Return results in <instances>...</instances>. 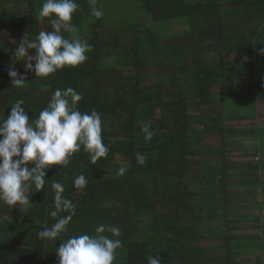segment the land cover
Listing matches in <instances>:
<instances>
[{"label": "trees", "instance_id": "trees-1", "mask_svg": "<svg viewBox=\"0 0 264 264\" xmlns=\"http://www.w3.org/2000/svg\"><path fill=\"white\" fill-rule=\"evenodd\" d=\"M130 1L142 15L128 12ZM43 2L0 0V113L22 100L34 120L57 88L72 87L81 112L101 114L110 150L95 164L81 150L67 167L49 166L27 208L0 202V264H59L61 242L36 235L55 223L52 181L77 204L59 239L117 225L113 264H264V0H98L100 19L77 0L72 24L93 45L89 59L41 79L12 52L25 33L51 31ZM10 64L26 87L12 86ZM80 174L83 190L73 188Z\"/></svg>", "mask_w": 264, "mask_h": 264}, {"label": "clouds", "instance_id": "clouds-1", "mask_svg": "<svg viewBox=\"0 0 264 264\" xmlns=\"http://www.w3.org/2000/svg\"><path fill=\"white\" fill-rule=\"evenodd\" d=\"M89 2L92 15L100 19L103 13L96 7L98 0ZM78 9L77 0H44L39 16L47 18L51 31L42 30L34 39L25 33L12 52L16 62H23L25 73L46 79L58 70L75 68L89 59L87 53L93 45L79 38L78 29L72 24L73 13ZM260 54H264V49ZM7 74L12 86L26 87V75L19 73L14 64L7 66ZM42 87L45 91L49 88ZM82 99L72 87L57 88L34 120L22 100L11 106L7 118L0 113V202L27 208L32 204L29 189L34 185L36 191H42L48 181L46 169L51 165L67 167L73 154L81 150L93 164L107 157L110 149L103 142L101 114L94 109L81 112L78 104ZM141 133L146 142L155 136L149 125H144ZM135 160L138 165H144L147 157L138 152ZM128 167L127 163L122 164L117 174L124 175ZM87 184L84 174L73 179L74 189L83 190ZM50 187L54 190V207L49 216L55 223L38 231L37 238L61 242L55 248L59 264H113L117 250L123 248L119 238L122 229L117 225L99 224L94 235L83 233L59 239L68 231L77 204L64 195L65 186L61 182L52 181ZM147 264H161V260L150 256Z\"/></svg>", "mask_w": 264, "mask_h": 264}, {"label": "rangeland", "instance_id": "rangeland-1", "mask_svg": "<svg viewBox=\"0 0 264 264\" xmlns=\"http://www.w3.org/2000/svg\"><path fill=\"white\" fill-rule=\"evenodd\" d=\"M137 5L138 3H135V2H128L127 3V9H128V12L131 11V10H134L135 12H133V14H138V16L142 15V11L137 8ZM139 6V5H138ZM258 115H259V118L260 120H262L261 122L263 123V127H264V109L262 107V100L261 98H258ZM259 121V120H258ZM261 157H264V156H261Z\"/></svg>", "mask_w": 264, "mask_h": 264}, {"label": "bare ground", "instance_id": "bare-ground-1", "mask_svg": "<svg viewBox=\"0 0 264 264\" xmlns=\"http://www.w3.org/2000/svg\"><path fill=\"white\" fill-rule=\"evenodd\" d=\"M252 115V114H251Z\"/></svg>", "mask_w": 264, "mask_h": 264}]
</instances>
